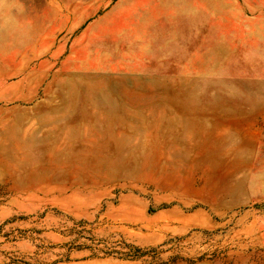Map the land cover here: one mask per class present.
<instances>
[{
    "label": "rangeland",
    "instance_id": "rangeland-1",
    "mask_svg": "<svg viewBox=\"0 0 264 264\" xmlns=\"http://www.w3.org/2000/svg\"><path fill=\"white\" fill-rule=\"evenodd\" d=\"M0 264H264V0H0Z\"/></svg>",
    "mask_w": 264,
    "mask_h": 264
}]
</instances>
